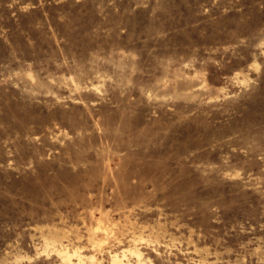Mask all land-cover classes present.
Segmentation results:
<instances>
[{
	"label": "rangeland",
	"instance_id": "obj_1",
	"mask_svg": "<svg viewBox=\"0 0 264 264\" xmlns=\"http://www.w3.org/2000/svg\"><path fill=\"white\" fill-rule=\"evenodd\" d=\"M0 264H264V0H0Z\"/></svg>",
	"mask_w": 264,
	"mask_h": 264
}]
</instances>
